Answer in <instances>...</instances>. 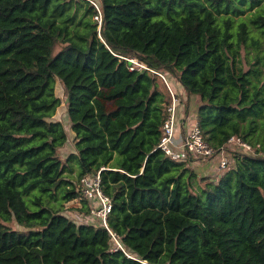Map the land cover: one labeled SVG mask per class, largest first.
<instances>
[{"label":"trees","instance_id":"1","mask_svg":"<svg viewBox=\"0 0 264 264\" xmlns=\"http://www.w3.org/2000/svg\"><path fill=\"white\" fill-rule=\"evenodd\" d=\"M123 58L199 101L224 171L157 148L167 87ZM263 62L264 0H0V264H264Z\"/></svg>","mask_w":264,"mask_h":264},{"label":"built area","instance_id":"2","mask_svg":"<svg viewBox=\"0 0 264 264\" xmlns=\"http://www.w3.org/2000/svg\"><path fill=\"white\" fill-rule=\"evenodd\" d=\"M123 59L128 62L130 71H152L144 64L139 63L135 58ZM152 72L164 81L170 95V105L167 108V116L162 126V135L157 148L172 160H184L188 155H191L195 161L202 162L215 158L219 161L217 166L218 171H224L229 164V160L224 156L225 149L221 148L219 153L214 154L213 150L205 143L196 120L191 121L183 136H180L179 138L176 137V129L179 127V99L175 96L174 91L167 83L165 76L160 72ZM229 145L243 147L247 151L252 152L250 146L243 143L237 137H231L227 142V146ZM81 184V190L84 197L94 202V206H91V213L98 217L101 220L102 225L106 227L105 220L107 214L110 212V202L100 191L98 175L93 178L82 179ZM111 237L116 244V248L114 249L121 248L114 235Z\"/></svg>","mask_w":264,"mask_h":264},{"label":"rangeland","instance_id":"3","mask_svg":"<svg viewBox=\"0 0 264 264\" xmlns=\"http://www.w3.org/2000/svg\"><path fill=\"white\" fill-rule=\"evenodd\" d=\"M252 61L253 60L251 59V62ZM240 66H242V68L244 67L245 69H247V64L246 63H244L243 65L241 64ZM258 66L261 68L262 74L260 75V77L262 78V76L264 75V62H263L262 65L260 63H258ZM55 95L60 100L61 104L57 108L54 116L52 117V120L61 122L63 124V126L68 130V121H67V115H66V102H65V99L63 97L62 88H61V86L58 83H56V86H55ZM183 106H184V112H185V109H186L187 105L183 104ZM186 119H188V117H186ZM224 156L228 160H230V157H229L230 154L228 152V149H225ZM195 162H197L196 165L198 167H200L199 169L202 172H206L208 174H215V173L220 174V171H218V169H217L219 161L217 159H215V158H212V159H210L209 161H206V162H202V161H195ZM201 168L203 170H201ZM212 168H215V169H212ZM213 172H215V173H213ZM78 206H79V204L76 201L71 202V203H69L67 205V211H66V215L69 218H71L74 221H76V222H78L80 220H83V217L81 216L83 214H81L79 212L77 213V211L75 209V207H78ZM89 217H90V221L91 222H93L94 219H98L99 220V218L96 217L95 215H93L92 213H90ZM11 226L14 227L15 224H12Z\"/></svg>","mask_w":264,"mask_h":264},{"label":"crops","instance_id":"4","mask_svg":"<svg viewBox=\"0 0 264 264\" xmlns=\"http://www.w3.org/2000/svg\"><path fill=\"white\" fill-rule=\"evenodd\" d=\"M178 91H179V88H178ZM198 105H199V101L195 100V98H192L191 103L189 105V107L191 106V111L189 112L188 119H186V117H184L183 113H180V112H182V109L181 108L178 109L179 127L176 129V137L177 138H179L180 136H183L187 130V127L190 125L191 121L195 120V114H196V110H197ZM183 108H184V106H183ZM193 113H195V114H193ZM194 163L197 164V162H194ZM212 169H215V168H212ZM76 202L79 204V206L75 207V208H79L80 203L78 201H76Z\"/></svg>","mask_w":264,"mask_h":264}]
</instances>
